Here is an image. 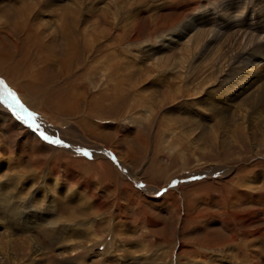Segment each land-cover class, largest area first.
<instances>
[{"label":"rangeland","instance_id":"374dc122","mask_svg":"<svg viewBox=\"0 0 264 264\" xmlns=\"http://www.w3.org/2000/svg\"><path fill=\"white\" fill-rule=\"evenodd\" d=\"M0 79V264H264V0H0Z\"/></svg>","mask_w":264,"mask_h":264},{"label":"snow or ice","instance_id":"6c2138e0","mask_svg":"<svg viewBox=\"0 0 264 264\" xmlns=\"http://www.w3.org/2000/svg\"><path fill=\"white\" fill-rule=\"evenodd\" d=\"M0 106L6 108L16 120L31 129L34 134H38L42 141L65 148L69 147V145L65 144L62 140L50 137L41 129L40 124L37 123V114L30 111L25 106L18 94L13 91L3 79H0ZM78 151H82L84 156H91V153L87 150L78 149ZM113 159H115V157H113Z\"/></svg>","mask_w":264,"mask_h":264},{"label":"bare ground","instance_id":"6f19581e","mask_svg":"<svg viewBox=\"0 0 264 264\" xmlns=\"http://www.w3.org/2000/svg\"><path fill=\"white\" fill-rule=\"evenodd\" d=\"M67 40V39H66ZM68 41V40H67ZM42 42V41H41ZM38 43V42H37ZM41 45H42V43H41ZM43 46V45H42ZM71 46V45H70ZM77 47V46H76ZM75 47V48H76ZM50 49V48H49ZM13 53V52H12ZM2 54V53H1ZM48 54V53H47ZM21 55V54H20ZM5 56V55H4ZM7 57V56H6ZM10 57V56H9ZM9 57H7V58H9ZM4 58V57H3ZM26 60V59H25ZM37 62H38V60H37ZM69 63V62H68ZM65 64V63H64ZM257 64H259V63H257ZM14 65V64H13ZM68 66V65H67ZM67 68V67H66ZM65 68V69H66ZM256 68V67H255ZM67 70V69H66ZM45 71V70H44ZM50 71V70H49ZM251 76V75H250ZM249 77V76H248ZM32 80V79H31ZM256 82V81H255ZM256 84V83H255ZM257 85V84H256ZM264 103V88L263 89H261L260 90V92H259V104L260 103ZM4 119V118H3ZM4 121H5V119H4ZM4 125V123H2L0 126L2 127ZM0 127V128H1ZM25 128V127H24ZM43 131H45V130H43ZM31 134H29V136H30ZM51 136V135H50ZM13 138V137H12ZM29 138V137H28ZM5 141V140H4ZM16 141V140H15ZM18 143V142H17ZM4 145H6V143L5 142H3L2 140H1V138H0V148H5V146ZM40 145H41V143H40ZM16 147V146H15ZM3 150V149H2ZM50 152V153H49ZM48 153L52 156V158H54L55 160H58V161H61V160H69L70 158H68V157H66V153H65V155L63 154L64 152L62 151V152H58L56 155H54L55 154V152L53 151V149H49V151H48ZM62 153V154H61ZM45 158V157H44ZM47 159V158H46ZM49 159V158H48ZM71 160V162H72V165H73V167L72 168H74V167H76L78 170H77V172H85L86 171V164L84 163V162H79L78 160H72V159H70ZM45 161V160H44ZM47 161V160H46ZM50 162H51V159H50ZM53 162H54V160H53ZM66 162V161H65ZM69 162V161H68ZM40 163H41V161H40ZM60 163V162H59ZM63 164H65V163H63ZM62 164V165H63ZM66 166V165H65ZM68 166V165H67ZM65 168H67V167H65ZM64 168V169H65ZM72 168H68L69 169V171L72 169ZM88 169H90V168H88ZM75 170V169H74ZM148 191V190H147ZM151 193H153L154 191H152L151 189L149 190ZM156 193V192H155ZM154 194V193H153ZM1 196V195H0ZM72 196V195H71ZM11 198L9 197V199H7V196L6 197H4V198H0V200H1V202H2V204L4 205V204H6V201L8 202L9 200H10ZM3 200V201H2ZM13 201V200H12ZM12 203V202H11ZM2 205V206H3ZM3 208V207H2ZM1 209V208H0ZM7 212V211H6ZM10 212V211H9ZM8 212V215H11V213H9ZM13 213H14V211H13ZM33 216V215H32ZM11 218V217H10ZM13 218H15V217H13ZM18 218H19V216H18ZM2 219V218H1ZM55 220V219H54ZM10 223H11V221H9ZM18 223L19 222V224H20V220H18V219H16L15 218V221L13 222L12 221V223ZM7 225V224H6ZM9 225V224H8ZM13 225V224H12ZM15 226V225H14ZM21 227V226H20ZM23 227V226H22ZM21 227V228H22ZM18 228V227H17ZM54 228V227H53ZM73 228V227H72ZM77 228V227H76ZM18 229H20V228H18ZM21 230V229H20ZM55 230V229H54ZM74 230V229H73ZM8 231H10V230H8ZM16 231V230H15ZM70 232V231H69ZM12 233V232H11ZM79 233V232H78ZM1 234H2V232H1ZM16 234H17V231H16ZM72 236V235H71ZM13 237V236H12ZM12 237H10V238H12ZM2 239V238H1ZM96 239V238H95ZM247 242V241H246ZM250 242V241H249ZM225 244V243H224ZM116 245V244H115ZM4 246V245H3ZM34 248V247H33ZM249 248V247H248ZM9 250V249H8ZM41 251V250H40ZM36 252V251H35ZM43 252V251H42ZM39 254V253H38ZM37 255V254H36ZM44 256V255H43ZM33 257V256H32ZM40 259V258H39Z\"/></svg>","mask_w":264,"mask_h":264},{"label":"crops","instance_id":"0c3cea01","mask_svg":"<svg viewBox=\"0 0 264 264\" xmlns=\"http://www.w3.org/2000/svg\"><path fill=\"white\" fill-rule=\"evenodd\" d=\"M78 155H80L81 157H83L86 160H91V157L84 156L82 153H79ZM160 192H162L161 194H164L166 192V188H162V190H160Z\"/></svg>","mask_w":264,"mask_h":264}]
</instances>
